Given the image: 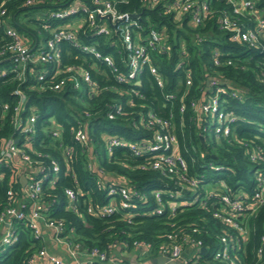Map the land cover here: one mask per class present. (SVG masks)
<instances>
[{
    "label": "trees",
    "instance_id": "obj_1",
    "mask_svg": "<svg viewBox=\"0 0 264 264\" xmlns=\"http://www.w3.org/2000/svg\"><path fill=\"white\" fill-rule=\"evenodd\" d=\"M26 1L0 0V5L7 11L9 25L30 47L37 49L49 36L44 24L56 28L66 22L49 19L48 14L67 6L72 0H34L29 5ZM86 1L91 4V0ZM212 4L215 12L197 27L189 26L186 18L176 21L174 15L165 13L160 4L153 9L143 7L141 0H125L118 4L120 12L141 14L140 22L144 26L153 24L164 29L170 49L153 55V64L163 78L162 88L146 68L139 74L138 84L120 83L105 64L92 61L67 42H61L59 46L61 66L82 65L89 69L100 88L96 95H91L86 84L79 89L69 86L59 91L49 89V84L54 81L51 72L42 81H38L28 69L22 81L12 72L0 77V105L4 102L14 104L17 98L13 90L20 89L27 98L21 116L25 117L31 108L37 114L35 133L26 150L35 165L43 168L37 177L43 179L45 213L49 219L62 222L66 232H73L72 243L79 245L82 251L88 253L95 249L109 258L117 246L124 252L136 249L137 244L148 245L142 259L149 263L158 255L159 246L168 241L169 235L177 234L178 238L201 241L206 250L200 255V264H264V251L260 258L257 255L262 245L264 250L261 242L264 236V204L248 221L247 239H239L237 249L231 250L234 256L231 261L214 257V252L221 247V236L229 232L234 238L235 233L213 216L218 207V190L204 193L203 184H219L225 180L232 193L244 189L251 196L258 170L264 171V161H253L249 157L259 151L264 158V40H260L257 48L231 40V35L217 24L220 13L228 10L227 5L223 0H213ZM256 7L261 9L264 17V0H256ZM30 9L44 10L42 18L31 20L35 29L20 25L17 20L21 13ZM245 25L253 27V22H245ZM81 30L79 35L84 41L96 42L100 51L112 55L120 71H125L120 56L110 46V41L116 39L115 33L110 36L91 35V32L84 34ZM215 51L218 52L219 65L213 61ZM228 60L231 64L226 63ZM92 64L97 69L92 68ZM9 66L7 60H0V68ZM43 68L38 64L32 70ZM51 69V65L46 67L48 71ZM187 71L192 81L189 86L185 85ZM211 78H216L219 82L216 85L225 88L220 93L221 107L237 117L231 124V134L227 139H215V118L199 115L192 108L210 94L206 87ZM131 88L139 95L131 93ZM234 91L235 96L231 94ZM167 93L174 95L171 101L165 99ZM128 101L133 106H129ZM117 105L122 106L125 115L109 119L108 113ZM180 107L184 110L181 111ZM147 110L169 120V130L177 138L179 153L188 165L189 175L198 180L196 187L182 188L176 183L175 176L141 168L145 158L157 152L134 156L126 146L113 147L110 154L106 150L105 139L109 136H117L127 142L150 139L159 128H148L139 121V114ZM10 117L11 111H7L3 119L0 117V143L3 138L17 134ZM52 125L59 128L60 139L52 137ZM80 126L87 131V145L74 137ZM209 129L210 139L207 136ZM23 140L21 138L18 144L21 145ZM65 147L71 150L67 155H64ZM92 154L97 158L96 167L101 170V175H97L95 169L87 168ZM52 161L57 163L58 170L54 183L50 185V177L54 175ZM216 166L223 169L216 170ZM0 174L1 213L9 205L16 204L22 189L20 182H15L13 174L2 163ZM112 177L121 178L136 194L130 195L129 207L95 216L88 212L89 205L95 208L105 205L112 197L121 200L118 195L109 193L111 186H122L110 181ZM98 178L103 179L99 187ZM67 188L77 191L75 209L67 208L64 193ZM9 190L11 195H8ZM156 191L160 202H157ZM196 198L197 201L188 203ZM170 202L177 205L173 213L168 208ZM126 212L130 213L129 217L125 216ZM15 226L17 239L0 250V264H30V258L42 248L41 239L34 236L28 227L21 223H15ZM85 264L102 263L92 261Z\"/></svg>",
    "mask_w": 264,
    "mask_h": 264
},
{
    "label": "built area",
    "instance_id": "obj_2",
    "mask_svg": "<svg viewBox=\"0 0 264 264\" xmlns=\"http://www.w3.org/2000/svg\"><path fill=\"white\" fill-rule=\"evenodd\" d=\"M125 0H91V4L86 0H72L65 7L54 10L48 14L49 19L66 20L63 25L51 28L44 24V28L49 30V36L46 41L37 49L30 47L24 41L20 33L9 25L6 9L0 5V60H7L9 67L0 68V77L8 72L16 74L18 80H23L28 69L30 73H34L38 81H42L51 72L54 81L49 84L48 88L54 91L64 89L66 86L72 89H79L81 85L86 84L90 88L91 95L94 96L100 89L96 81L92 79L90 70L82 65H64L60 64L59 46L61 42H67L73 48L83 54L89 56L92 61L98 60L105 64L114 74L115 79L120 83L138 84V76L147 69L156 81V84L162 88L163 78L158 73L157 67L153 64V55L155 53H164L170 49V45L166 43V34L164 29H158L153 24L144 26L140 22L141 14H129L120 12L118 4ZM213 0H141L142 6L153 9L157 5H162L164 12L173 14L176 21L186 18L189 26L197 27L206 22L215 12L212 4ZM228 7L217 18V24L223 31L231 35V40L240 44L257 48L260 46V40H264V17L261 9L256 7V0H223ZM34 3V0H27L26 5ZM137 15V16H133ZM253 22V27H247L245 22ZM115 24V26H114ZM82 29V30H81ZM91 32V35L110 36L115 33L116 39L110 41V46L115 48V52L120 56L123 63L124 72L120 71L114 58L110 54H103L98 48V44L88 43L79 35ZM184 52V49L182 50ZM213 61L215 65H219L218 52L213 53ZM227 64H231L228 60ZM43 65V69L32 70L36 65ZM51 65L50 71L46 67ZM181 66V62L178 64ZM92 68L97 69L95 64ZM185 85H191V74L185 72ZM216 78L207 81L206 89L210 90V94L206 95L202 102L194 105L192 108L195 113L201 115H209L215 118L214 137L217 140L227 139L231 134V124L237 118L231 111H226L221 107L220 93L225 88L216 85ZM130 92L139 95V93L131 88ZM13 94L17 100L14 104L4 102L0 105V117L3 119L7 111H11V123L17 134L2 139L0 143V163L4 164L15 178V182L21 184L22 195L15 205H9L0 213V250H4L8 245L13 244L17 239V227L15 223H21L28 227L32 234L41 240L50 230L57 244L63 246L64 250L72 258H77L82 254H87L88 259L84 262L90 263L98 261L104 264L108 260L106 255L97 250L85 252L80 246L72 243L73 232L65 231V227L60 221H53L46 216L45 205L42 201V182L43 179L37 175L43 168L35 165L26 148L29 147V139L35 133L37 122V114L33 108L27 112L25 117L21 116V112L25 110L26 96L20 89H14ZM236 95L235 91L231 92ZM167 101L174 98L172 93L165 96ZM129 106H133L128 101ZM183 111L184 107H180ZM125 115L121 105L115 106L114 111L108 113L109 119H114L116 115ZM88 116V114H87ZM139 121L148 128L158 127L150 139H142L138 142H127L117 136H109L105 139V148L110 154L113 147L126 146L132 155L142 156L150 153L151 157H146L141 164V168H149L158 170L162 175L176 177V183L182 188H193L198 185V180L189 175L188 165L179 153L176 136L169 130V120L157 116L152 110L139 114ZM51 135L55 139H60V131L56 125H52ZM74 137L81 144L87 145L88 135L83 126H80L74 133ZM23 138V143L18 141ZM64 155L71 151L65 147ZM159 151V152H158ZM250 160L264 161L263 155L259 152L250 154ZM97 158L93 154L89 156L87 168L94 170L97 175L102 172L96 167ZM54 175L50 177L49 184H53L56 178L55 172L58 170L57 163L51 162ZM213 168V167H212ZM214 169H223L216 166ZM2 174H0V178ZM21 177L25 179V183L21 182ZM113 183H120L122 186H111L109 193L118 195L121 200L117 201L112 197L110 201L99 207L88 206V212L95 216H104L117 212L120 208H127L130 203L127 202L134 192H131L126 183L117 177H112ZM254 190L249 196L244 189H239L232 193V189L221 180L215 190H218V207L215 209L213 216L218 219L227 228L234 231L235 235L226 232L220 238V249L214 252L216 259L231 261L234 256L231 255L232 249H237L238 241H245L249 232V219L257 212L258 208L264 204V171L258 170L254 180ZM103 179H97L98 187L101 186ZM112 185V184H111ZM180 189V188H179ZM180 190L178 191V193ZM67 201V208L75 209L74 202L76 200L77 191L67 188L64 191ZM136 194V193H134ZM11 195V190L8 191ZM157 202H160L159 192H155ZM188 201V203L195 202ZM174 202H170L168 208L171 213L176 208ZM160 212V210H158ZM125 216L129 217L130 213L126 212ZM168 241L159 246L158 255L169 258L173 261H179L181 264H200V255L202 243L200 240L186 237H177V234H171ZM262 244L264 236L261 237ZM187 244L193 245L195 253L192 257H185L184 250ZM137 248L142 249V253L148 250V245L137 244ZM263 245L257 250L259 258L263 254ZM45 259L47 264H67L63 259L52 256L42 248L36 252L29 260L30 264H37L36 258ZM233 261H235L233 259ZM239 264V263H234Z\"/></svg>",
    "mask_w": 264,
    "mask_h": 264
},
{
    "label": "crops",
    "instance_id": "obj_3",
    "mask_svg": "<svg viewBox=\"0 0 264 264\" xmlns=\"http://www.w3.org/2000/svg\"><path fill=\"white\" fill-rule=\"evenodd\" d=\"M2 234V229H0V235ZM43 248L48 254L59 257L63 259L67 264H84L88 259L87 254H82L77 258H72L67 251L64 250L63 246L57 244L53 238V234L50 230H47L46 234L41 240ZM195 253V248L191 244L185 246L184 255L185 257H192ZM142 249L136 248L131 251L122 252L117 246L113 249L111 256L108 258L104 264H149L145 262L142 258ZM37 264H47V261L43 258H36Z\"/></svg>",
    "mask_w": 264,
    "mask_h": 264
},
{
    "label": "rangeland",
    "instance_id": "obj_4",
    "mask_svg": "<svg viewBox=\"0 0 264 264\" xmlns=\"http://www.w3.org/2000/svg\"><path fill=\"white\" fill-rule=\"evenodd\" d=\"M43 12H44L43 9H39V10L30 9L27 12L21 13L18 16V18H17L18 23L20 25L27 27V28L35 29L36 28L35 24H34V22H31V20L42 18ZM207 136H208V139L211 138V130L210 129L208 130ZM217 186H218L217 183L207 182V183L203 184V191H204V193H207L208 191L215 189ZM193 194H194V191L191 192V195H193Z\"/></svg>",
    "mask_w": 264,
    "mask_h": 264
},
{
    "label": "water",
    "instance_id": "obj_5",
    "mask_svg": "<svg viewBox=\"0 0 264 264\" xmlns=\"http://www.w3.org/2000/svg\"><path fill=\"white\" fill-rule=\"evenodd\" d=\"M133 16L135 17L137 15H133ZM114 26H115V24H114ZM200 139L202 142V137H200ZM21 182L23 184L25 183V179L23 177H21ZM185 192H187V191H185ZM205 250L206 249L204 247L201 248L202 253H204ZM149 264H181V262L170 260L169 258L164 257V256H156L150 260Z\"/></svg>",
    "mask_w": 264,
    "mask_h": 264
}]
</instances>
